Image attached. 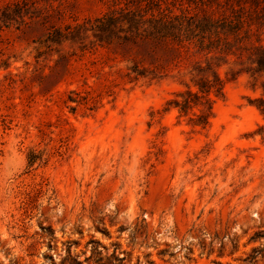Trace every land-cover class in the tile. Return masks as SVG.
I'll list each match as a JSON object with an SVG mask.
<instances>
[{
    "label": "rangeland",
    "instance_id": "obj_1",
    "mask_svg": "<svg viewBox=\"0 0 264 264\" xmlns=\"http://www.w3.org/2000/svg\"><path fill=\"white\" fill-rule=\"evenodd\" d=\"M17 1L0 0V264H264L262 89L226 80L209 125H191L169 101L199 55L92 31L45 43L134 0H34L45 19Z\"/></svg>",
    "mask_w": 264,
    "mask_h": 264
},
{
    "label": "trees",
    "instance_id": "obj_2",
    "mask_svg": "<svg viewBox=\"0 0 264 264\" xmlns=\"http://www.w3.org/2000/svg\"><path fill=\"white\" fill-rule=\"evenodd\" d=\"M162 2L134 0V8L105 14L66 31L55 28L45 43L48 47L66 42L84 44L89 38L88 32L92 31L101 43L150 38L166 40L173 49L183 48L187 54L199 55L191 59L188 81L183 79L184 73H179L183 89L174 94L169 107L176 108L180 116H188L191 125L202 128L209 125L214 115L213 95L225 97L226 80L246 74L264 95V0H228L231 7L220 10L218 17L213 15L215 10L212 13L204 10L202 16H190L188 13L172 15L169 9H162ZM247 2H250L249 8ZM35 3L34 0L17 1L14 4L16 9L8 7L6 11H14L22 18L26 14L30 18H48L50 14L38 9ZM155 9L158 14L153 11ZM254 25L257 28L255 34ZM253 35H257L256 41L252 40ZM224 66H227L225 76L221 72ZM255 105L264 113V98L258 99Z\"/></svg>",
    "mask_w": 264,
    "mask_h": 264
}]
</instances>
